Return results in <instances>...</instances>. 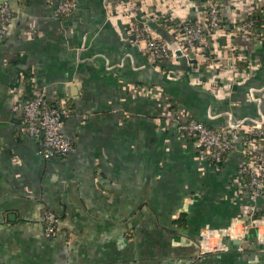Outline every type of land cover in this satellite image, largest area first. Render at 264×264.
<instances>
[{
	"label": "crops",
	"instance_id": "crops-1",
	"mask_svg": "<svg viewBox=\"0 0 264 264\" xmlns=\"http://www.w3.org/2000/svg\"><path fill=\"white\" fill-rule=\"evenodd\" d=\"M5 1L0 264H264V224L257 241L234 243L254 216L246 198L234 200L241 153L200 160L166 115L185 110L210 127L264 116V45L232 28L264 0H217L223 26L206 38L214 68L157 66L146 51L144 24L173 48L159 19L192 20L200 0H72L67 15L54 12L60 0ZM37 90L70 110L64 157L45 158L38 139L20 135ZM256 203L258 215L264 198ZM45 210L58 219L52 236ZM227 227L231 236L219 231Z\"/></svg>",
	"mask_w": 264,
	"mask_h": 264
},
{
	"label": "built area",
	"instance_id": "built-area-1",
	"mask_svg": "<svg viewBox=\"0 0 264 264\" xmlns=\"http://www.w3.org/2000/svg\"><path fill=\"white\" fill-rule=\"evenodd\" d=\"M77 9L72 0H60L54 8L59 15H67ZM261 21L257 30L253 31L255 19L244 18L236 31L248 33L264 45V8H260ZM12 13L5 0L0 1V39L6 33ZM178 28L171 30L174 35V47L171 48L155 30L144 24L146 35V51L157 66L163 61L176 62L200 59L209 68L219 66L214 60L208 47L206 38L222 28L220 18V3L217 0H204L196 17L192 20L177 22ZM137 36H142L139 26L136 27ZM179 51L177 55L175 52ZM19 132L22 136H31L39 141L40 151L45 158L54 156L64 157L73 150V140L64 131L65 121L70 110L64 103L53 104L48 101L45 93L35 91L22 106ZM176 126L180 136L191 140L196 157L214 165L221 164L227 155L238 150L241 153L236 175L233 177L234 200L246 198L247 208L252 215L251 225L260 239V227L264 224V211L255 215L257 198H264V116L256 121L246 123H229L222 127H210L200 120H196L185 110H168L166 112ZM167 116V117H168ZM44 234L52 236L58 230V219L50 210L43 213ZM246 228V226H244ZM220 233L231 236L230 229L221 228Z\"/></svg>",
	"mask_w": 264,
	"mask_h": 264
},
{
	"label": "trees",
	"instance_id": "trees-1",
	"mask_svg": "<svg viewBox=\"0 0 264 264\" xmlns=\"http://www.w3.org/2000/svg\"><path fill=\"white\" fill-rule=\"evenodd\" d=\"M200 1H204V0H200ZM261 8H264V5H262ZM261 13H260V9L259 10H254L251 14H249L248 18H253L255 19V25L253 27V31L257 30L258 24L261 21ZM159 23L160 26L165 27L166 29H170V30H175L176 28H178L177 22L169 19L168 17H162L159 19Z\"/></svg>",
	"mask_w": 264,
	"mask_h": 264
},
{
	"label": "water",
	"instance_id": "water-1",
	"mask_svg": "<svg viewBox=\"0 0 264 264\" xmlns=\"http://www.w3.org/2000/svg\"><path fill=\"white\" fill-rule=\"evenodd\" d=\"M175 53L177 55L180 54L179 51H176ZM194 61H195V59H191L189 62L191 63V62H194ZM249 238L253 239V241H257L258 240L257 239V232H256L255 228H253V227L249 228L248 232L244 235L243 240L242 239H237V240H234V243L242 244V245L246 246L247 243H248L247 240H249Z\"/></svg>",
	"mask_w": 264,
	"mask_h": 264
},
{
	"label": "bare ground",
	"instance_id": "bare-ground-1",
	"mask_svg": "<svg viewBox=\"0 0 264 264\" xmlns=\"http://www.w3.org/2000/svg\"><path fill=\"white\" fill-rule=\"evenodd\" d=\"M230 231H231V233H232V229L230 228Z\"/></svg>",
	"mask_w": 264,
	"mask_h": 264
}]
</instances>
